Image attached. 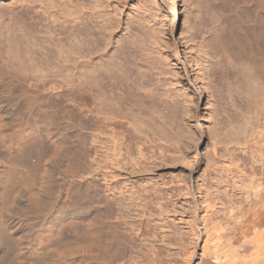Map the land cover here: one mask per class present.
Returning a JSON list of instances; mask_svg holds the SVG:
<instances>
[{"label":"rangeland","instance_id":"obj_1","mask_svg":"<svg viewBox=\"0 0 264 264\" xmlns=\"http://www.w3.org/2000/svg\"><path fill=\"white\" fill-rule=\"evenodd\" d=\"M92 1L93 3L91 4L93 5L94 0H91V2ZM176 1L177 11L173 8L174 3H171L173 0L105 1V9H109V11H105L106 15L110 17V15L112 16V13L116 11V14L114 13L115 19H118V24H121L118 25L119 30L117 29L116 34L112 37V44L115 43V45H117L119 43V47L120 45L123 47L126 43L131 44L132 41L138 38L134 42L137 41L143 45L139 47L137 42L134 43V53L135 55L138 54L136 56L138 58H136L137 60L145 59L148 65H146L145 62L143 63V60L141 61L142 63L136 61V59L133 62L143 69H147L151 74L153 73L152 75L150 74L151 79H153L152 83L154 82L156 86L162 85L160 87L164 88L161 89L159 87L160 91H164L158 93V96L156 95L155 97H158V101L156 102L161 104L160 107L162 109V115L164 116L162 119L157 118V122L164 126V130L167 129L165 130L167 133L169 132L168 138L166 139H163V136L160 137L161 134L157 132L156 128L152 129L154 132L156 130L157 134L155 133V135L152 130H146V134H142L143 139L145 137L156 138L154 150L157 151V154L158 151L160 155L163 154L162 158L164 157L163 160L165 159L166 161L154 172L149 173L146 171V173L141 171V173H139V171L135 170L133 174L130 173V171L128 172V169H118L117 164H113L111 168H108L111 176L108 174L109 177H107L110 179L106 184V175L104 176L103 174L102 149L99 145L106 134L102 133L101 130L99 131L98 128L94 130L87 129L86 109L88 108V103L86 104V99L84 97L86 90H84V92L81 90L86 89V82L84 81L86 80L87 73L90 72L88 76L93 73H91V71L84 72L82 68H79L80 74L78 72L79 70L68 67L67 64L64 63L66 61L60 58L62 57L64 59L63 56L65 54H61L63 56L59 55L60 57L57 56L59 54L58 47L60 43L63 44L66 40V43L64 42L65 46L67 45V47L71 48H73V46L71 44L68 45L71 41L68 42L70 38L67 35L66 29L60 26L62 25L61 22V24L57 22L53 23V21L51 22V17L46 16L47 14L43 15L41 12H35V10L43 9L42 3L39 0H0V75L2 77L5 76V79H3L4 77L2 78V83L5 86L8 84L6 88L9 94L7 95L8 97L5 96L1 98L4 107L3 110L0 111V167L4 168L9 165L14 168V170L16 169L15 171L18 174L16 175L20 176V179H22V177L25 178L21 181L23 185L20 187H18V185L15 187L16 189L13 190L14 194L16 193L17 196L15 198L16 200L12 198L9 200L10 208L8 209V213L13 214L15 211L23 209L24 206L28 204L27 200L30 196L33 198V202L36 200L37 203L41 201L39 204L43 206L41 210L38 211L41 214L30 209L35 213L32 212L33 215L31 216L32 218L34 217L32 221L35 222L37 228L42 230L45 224L46 226L49 224L54 226L52 228V233L49 232L51 233L49 235L52 237L56 235L55 239H57V242L54 238H51L52 240L54 239L53 243H55V246H53V243H51V247L48 245L49 248L45 249L46 252L44 251V256L39 255L38 258L40 260L38 258L36 259V261L39 260L38 263L66 264L69 253L71 254V252L75 251L74 245L77 247L80 245V242H84L81 237L85 238L84 235L88 233H85V226L87 227L88 223L90 224V220H94L95 225L97 222L98 225L102 223V225L100 224L99 227L98 225L96 227L105 229H103L101 233H104L103 239L108 240L106 242H110L111 239H113L112 235L114 231H116L115 233L124 235V237L122 235V239H124V242H122L123 246H120L122 249H119V246L117 247L113 244L118 250L115 248V251H117L115 253L114 247L112 246L113 254H111L112 251H110V255L104 254L105 256H109V258L103 257V255L99 253L100 256L97 255L95 258V260L98 261H86V263L84 261L85 259H80L83 262L78 259L76 264H84V262L85 264H91V262H93L92 264H191L186 263L182 257V248L195 243V241H191L189 227L186 223L189 216L185 213L189 212L191 196L185 195L181 197V195L176 194L179 192L177 191V184L180 181L187 182V179L190 178L189 183L192 184L193 189L196 188L194 189V195L192 194V197H195L194 199H196V202H200L203 206L204 199L207 200L208 197L206 188L211 184L207 179L211 177L212 173L217 172L218 175L215 178H218L221 174V171L218 170L210 173V169L213 170L214 168L210 166L214 161L209 164V159H212L210 156V143L213 142V139H216L214 132H219L222 135L225 134L231 140L229 146L232 156L227 157H233L234 161H237V164L242 168V173L237 172V174H235L237 178L241 180V187H245L242 183H247L248 177L251 175H254L257 180L259 179L262 182V187H264V134H260L257 126L262 112L261 108L264 105V78L258 79L255 74V67L259 64V61L260 63L262 61L264 64V38L261 36V34L264 36V24H261V22L259 23L255 13L257 8L259 11L264 8H259L260 6L257 3H250L251 0ZM91 4L87 0V6H91ZM256 4L259 7L255 6ZM111 6H115V8ZM111 9L113 11L116 10L113 12ZM258 9L257 12H259ZM86 11H89V14L86 15V12L83 20H87V25H82V21L79 20L76 22V25L81 22L82 24L80 23L78 28H83L82 26H85L84 29H87L89 25L88 29L91 31L93 28L91 23L94 22L92 20H94L93 18H95V16L91 15V8L89 10L86 9ZM107 12L112 13L107 14ZM87 16L90 18L91 22L88 21L89 18ZM91 16L93 18H91ZM72 23L71 26L74 25L73 27L76 28L77 26L75 23L73 25ZM55 24L57 28L59 27L58 29ZM93 24H95V22ZM69 26L67 29H72V27ZM49 28V32L52 31V34L48 32ZM60 29H62V32H60ZM63 29H65V31H63ZM225 33H229V40L224 43L223 36ZM43 34L46 39L43 38ZM91 35L92 34L89 36ZM48 37L50 39L53 38V40H50ZM117 38H120V40H116ZM47 39L51 42L49 41L46 43V41H43ZM58 39L62 42H59ZM42 43H46L47 45ZM94 43L92 42V44ZM92 44H90L91 46L89 45L91 48L88 46L84 47V54L90 51L87 48L92 49ZM175 44L178 45V56L175 55L172 50ZM115 45H111L105 51V55L108 53L115 55L120 49L122 50L121 47L117 49ZM111 48L113 51L117 49V52H113L110 50ZM144 49H146V51ZM141 51L145 52V55L143 54L142 56ZM146 52L148 56L151 55V59L150 56L149 59L146 58ZM78 54H76L74 58L78 56L77 58L81 62L82 58L84 59L82 56L83 54L82 52ZM112 55H109V57L108 55L104 56L103 62L106 61L107 64L110 63L113 60ZM159 55L163 57L161 58L164 59V61L160 59ZM92 56L91 60L93 62H91L94 63L93 65L97 66L99 70L100 60L98 56L94 54H92ZM77 58L76 60H78ZM152 58H156L157 60ZM152 60L159 61L160 63L155 62L151 65L149 62H152ZM94 61H97L99 64ZM58 62L64 64L60 65ZM55 64L60 66H56ZM159 66L165 69H160L161 67ZM67 67L70 69L69 71H73L69 72ZM150 70H154L156 73ZM165 70L167 72H165ZM102 72H104V70H102ZM159 72H161V74H159ZM163 72L164 74H162ZM214 73L216 74L215 76ZM71 74H74V77L71 76ZM154 74L158 77L156 78ZM218 74L219 76L216 77ZM78 76L81 78L84 77V79L82 78L84 80L83 83L81 81L82 79L80 78V80ZM92 76H90V79ZM73 78L78 80H76V83L79 82L77 86L72 84L71 81L69 82V79ZM158 78L162 79L161 81L163 82H159ZM38 79H45L43 82L45 81L48 83H40ZM48 80H51V82L53 81V84L51 83L53 85L52 87H50L51 84ZM66 80L68 83L64 82V85L65 83L66 85L63 86L62 81ZM2 83L0 84V94L3 92L1 90L2 87H5ZM80 83L83 84V87H81ZM154 83L152 87H154ZM51 88L53 90L50 91ZM156 90L155 88L154 91ZM73 91H76V93ZM26 92L27 95L25 96ZM164 92L170 95L169 98L167 96L164 97ZM28 94H31L33 98ZM49 94H54V96L52 95V97L50 95L49 98ZM82 94L84 96H82ZM188 94L194 98V104L192 102L190 103V109L192 110L189 111L184 103L187 99L185 96H188ZM159 95H163V97L161 96L162 103L159 100L161 99ZM35 96L37 101L34 100ZM48 104L50 107L47 106ZM29 105H33L31 106L32 109ZM41 105L42 108L40 107ZM45 105L48 108L44 107V109L43 106ZM97 106L98 105L95 104L96 110L98 108ZM40 109H44L45 111L47 109L48 115L53 113L50 116L52 117L53 115L51 120L53 119L52 122L55 127L54 132L44 133L42 135L33 133L29 131V129H26V132L23 131L27 126V121L28 125L29 123L31 124L30 117H33L32 113L38 112ZM96 110L94 111L99 115L98 110ZM185 110L186 112L192 113L193 116L195 115L194 118H192V114H187ZM29 113L31 114L30 117ZM198 113L203 117L201 116L197 119ZM97 114L95 113V115ZM10 118L15 119L14 130L19 133L22 130V135H20L21 137L18 136L19 138H16V140L14 138V141L7 142L3 138L5 133L4 128ZM112 127L113 125L110 126L108 134H112L110 133L112 132ZM240 127L242 128L240 129ZM192 131L197 134L194 141H190L187 139L188 137H186ZM145 140L147 141V139ZM149 143L147 142V145ZM193 144L200 152L199 154L202 160L198 162L199 167H197L196 171L191 172L189 165L192 163V161H190L191 157L184 158L183 156L185 153H188L190 147L192 148V146H194ZM27 146L32 147L30 155L21 158L22 152L26 150ZM124 147H126V144ZM132 148L134 150H132ZM132 148L131 154L129 156L127 155L128 157L126 158L128 162L131 157H138L140 155L137 146H132ZM161 148L162 150L164 148V151H166L165 156ZM125 151L126 149L123 148L122 152ZM120 156L124 157V159L126 157L124 155ZM126 160H124V162ZM66 163L68 164L66 165ZM114 165L117 168H115ZM217 165L219 166L218 162L215 164L213 163V166ZM209 167L211 168L209 169ZM114 173L115 176L113 175ZM28 174L30 178L32 177L31 179H29ZM152 177L154 179H152ZM23 180H26L25 183ZM148 180L151 181V183ZM147 183H149V185ZM215 185L216 184H214V186ZM238 186H240V181H238L237 185H233L231 189L229 187L226 188L227 186H224V184L220 185V191H216L220 196L218 201V207L220 209L217 212L211 213L210 216H214H209V220L211 218L213 221L221 220V223H223L227 229L230 227V229H232L235 224H232L233 227L229 224L231 220H233V218H231V213H228L230 209V207L228 209L229 204L230 206L236 204L238 208L241 209L246 207L248 216L245 215L243 217L246 221L250 222H246L249 223L250 226H252L251 220L254 219L253 217L255 215L261 214L262 217L264 216V205L261 206L264 204L262 203V201L264 202V190L262 191L263 197H261V201L259 203L256 201V204L253 203V207L257 205L256 208L254 207L255 211L254 208L251 207V212H249L247 208L249 203L246 199L248 198L247 193L244 190L241 191ZM145 187H148V189ZM198 188L203 190L202 193H199ZM226 191H228L229 195H226ZM105 198H108L110 207L112 208H109L111 210H109V214L107 215H104V212H102V206L105 204L103 199ZM257 199L260 200L259 198ZM111 200L114 203L111 202ZM11 203H13L12 206ZM46 203H48L47 207ZM49 204L52 205L53 209ZM57 205L59 208H62L59 212L62 213V215L60 214V219L57 218V222L54 223L52 212L59 210ZM71 205L77 206L82 215L69 214L68 211ZM55 208L57 209L54 211ZM93 209L96 210V212ZM243 210L245 211V208ZM256 211H259V213ZM99 212L101 213L99 214ZM119 212L122 214L119 215ZM93 213L95 215H93ZM96 213L99 215L97 216ZM118 215L119 217L121 216V222L118 220L119 218H117ZM104 216L107 218L105 219ZM212 219L210 222H212ZM209 220L207 219V222ZM106 222L107 224H105ZM46 226L44 230H46ZM109 226L110 229L108 228ZM256 227L262 230L264 225L263 227L262 225ZM200 228L203 232L205 231L203 226H200ZM253 229H250V232L248 231L247 238L254 237ZM11 230L13 232L15 228L12 227ZM110 231H113L112 234ZM18 233L20 235L17 234V236H20L21 241L23 240L21 246L26 248V233L21 230H19ZM109 234L112 236L111 239L109 238ZM34 236L35 240H37L38 238H36V235ZM228 237L226 238L225 236L222 238V240H224L222 244L226 243L228 245L227 242H232L234 245L238 244L237 242L234 243L233 238L230 239V237ZM59 238H61L62 241H60ZM58 241L61 242H59L61 245ZM70 242H74L73 250L72 245H68L71 244ZM57 243L59 244L58 247H61L60 251L57 247ZM63 243H66V245ZM62 244L64 246H62ZM199 244V242L196 244L197 254L201 252ZM261 245L260 247L264 250V244L262 243ZM55 248L56 252L58 251L57 253L62 251L60 254L64 255V257L65 255L67 256L65 258L62 257V260H65L64 262L60 260L61 258L57 259L58 261L60 260L58 262L55 261L56 259L54 257H51V255L55 253ZM62 248L69 251L65 253L66 250L64 251ZM259 248L258 251L260 252L262 248ZM249 249L247 250L250 253L251 249ZM5 250L6 248H4L3 251L5 252ZM240 251L244 252L245 249H240ZM248 251H245L246 255ZM7 252L9 253V251L5 252L6 255L8 254ZM260 254L259 258V254L253 256L254 258L252 257V259L250 256V264H264V251L261 250ZM40 256L43 257L40 258ZM255 257H257L258 260ZM253 259H255V261ZM249 260L246 259L248 262ZM75 262L73 264H75Z\"/></svg>","mask_w":264,"mask_h":264},{"label":"bare ground","instance_id":"obj_2","mask_svg":"<svg viewBox=\"0 0 264 264\" xmlns=\"http://www.w3.org/2000/svg\"><path fill=\"white\" fill-rule=\"evenodd\" d=\"M39 1L42 3V8L43 9L42 10H39V9L35 10V12H41L43 15L47 14L46 16L47 17H51V19H52L51 22L53 21V23L54 22H57V23L61 22L62 25H64V26L60 25L61 23L59 25L66 29V31L68 33L67 35L70 38V40L68 41V39H67V41L68 42L71 41V43H68V42L67 43H68V45L71 44L73 46V48L67 47V45L65 46L64 42L66 43V40L65 41L63 40L64 41L63 44L60 43V45L58 47V53L59 54L57 56L60 57L59 55L65 54L64 56L61 55V56L64 57V59L62 57H60V58L62 60H64V61H66V62H64V61L63 62L66 63L67 66L72 68V69L79 70V68L80 69L82 68V71H84V72L91 71V73H93L92 74L93 76L92 75L88 76V73H90V72H88L87 76L85 78L86 79L85 81L83 80L84 77H82L83 78L82 79L81 77L78 76L79 79L80 78L82 79V80L80 79L82 81V83H83V81L86 82V84H85L86 85V89H81V90H83V92H84V90H86L85 91V96L83 95L84 93L82 94V96L85 97L86 104L88 103V106H87L88 108L86 109L87 110L86 111L87 112L86 113L87 114V117H86L87 118V121H86L87 122L86 123L87 129L88 130H94V129L98 128L99 131L101 130L102 133H105L107 135L109 133L108 131H110L109 130L110 126L113 125V127L111 128L112 132H110L112 134H108L107 137H106V135H104L105 138L102 139L100 141V144H99L100 148L102 149V162H103V170H104L103 174H104V176L106 175V180H105L106 184L108 183V181L110 179V178L108 179V177H109L108 174L110 175V173H109L110 171H109L108 168H111V165H113V164H117L118 169H121V168H122V170L123 169H128V172L130 171V173H133V174L135 173V170L139 171V173H141V171L142 172H146L147 171L149 173L154 172L159 166H161L164 163L165 159L163 160L164 157L162 158L163 154L160 155L159 151H158V154H157V151L154 150V147H155L154 143L156 142V138H153V137L147 138V137H145L143 139L142 134H144L146 132V130L148 131V130H152V129L156 128L157 132H160V134H161L160 137L163 136L162 137L163 139L168 138V133L169 132L167 133L165 131L167 129L164 130L163 129L164 126L160 125L157 122V120H158L157 118H161L162 119L164 116L162 115V109L160 107L161 104L156 102V101H158V99H157L158 97L157 98H155V97H156V95L158 96V93H162V91H164V90L160 91L159 87L162 86V85H160V86L157 85L156 86L154 82H153L154 83V87H152V85H153L152 80L153 79H151V75L153 73L151 74V72H149L147 69H143L141 66H138V65L135 64V62H133V61H135V59L137 58L136 56L138 55V54L135 55V53H134L135 49H134L133 44L137 42V41L136 42H134V41L136 39H138V38H136V39L134 38L135 40L133 39L134 41H132L131 44H127L126 43L127 45L121 39L122 42L125 44V46L123 45V47H122L120 45L122 50L120 49L121 51L119 50L118 53H116L115 55H112V54L108 53L107 54L108 57H109V55H112L113 60L110 63L107 64L106 61L103 62L104 56H107V55H105V51L111 45L112 46H113V44L115 45V43L112 44V37L116 34L117 29L119 30L118 25L120 24V23L118 24V21H117L118 19H115V14H116L115 10L116 9L114 10L115 12L111 9L115 14L112 13V12H107V14L112 13V16L110 15V17H109V15L108 16L106 15L105 11H109V9L108 10L105 9V1H108V0H94V4L93 5L91 4V3H93V1L91 2V0H88L90 2L91 6H89V5L87 6V0H47V2H46V0H39ZM171 3H174V7L173 8H175V11H177L176 10L177 1L173 0V2H171ZM250 3H253V4L257 3L260 7L257 4L255 6H258L261 9L264 8V0H251ZM43 4L44 5L46 4V5L44 6ZM113 7L115 8V6H113ZM90 8L92 10V14L91 15L95 16V18H93L91 16V18L94 19L92 21L95 22V24H93L94 22L91 23L92 26H93L91 31L88 29L89 25H88L87 29H84L85 26L87 25L86 24L87 20L85 19L86 22H85V20H83V18H85V16H84L85 13L87 12L86 15L89 14V11H86V9L89 10ZM257 9H256V13L254 12L255 15H256V18L259 20V23L261 22V24H264L263 23L264 22V12H263L264 9L260 10L262 12H260L259 9H258L259 12H257ZM113 14H114V16H113ZM78 20L82 21L83 24L80 22L82 25H85V24L86 25L85 26L81 25L83 28H80V27L78 28V25L80 26V23L78 25H76L77 24L76 22ZM88 21L91 22L90 18L88 19ZM72 22L75 23V25L77 26L76 28L73 27L74 23H72ZM71 23H72L73 26H71ZM67 25L68 26L70 25L72 27V29H67V27H68ZM56 28H57V25H56ZM54 29H55V27H54ZM65 29H63V31H65ZM90 29H91V26H90ZM49 30H50V28L48 29V32H49ZM61 30L62 29H60V32H62ZM51 32H49V33L52 34ZM90 34H92V35L89 36ZM261 36L264 38V36L262 34H261ZM228 37H229V33H225L224 36H223L224 43L227 42V40H229ZM43 38L46 39L45 35H44ZM120 38H117L116 40H120ZM42 39H41V41H42ZM49 39L43 40V41H46V43H47L51 39L53 40V38H51L50 40ZM59 39H61V38H59ZM91 39H92V41H91ZM124 40H126V39H124ZM129 40H131V39H129ZM129 40H128V42H129ZM141 41H139V42H141ZM54 42H55V40H54ZM59 42H62V41L59 40ZM92 42L96 43V44L94 43L95 47H94V44H92ZM228 42H230V41H228ZM46 43H42V44L47 45ZM57 43H58V41H57ZM90 44H92V49L93 50L89 49V48H91ZM118 44L115 45V46H117V49L120 48ZM137 44H138L139 47L143 46L142 43H138L137 42ZM139 44H141V45H139ZM86 46L89 47L87 49L90 50V51L86 52V54H84L83 51H84V47H86ZM138 46H137V48H138ZM144 47H145V45H144ZM112 48H114V47H112ZM112 48L110 50L113 51ZM116 50H114V51L117 52ZM144 50L146 51V49H144ZM172 50L174 51L175 55H177V56L179 55V50H178V45L177 44L174 45ZM46 52H48V51H46ZM51 52H53V51H51ZM55 52H56V48H55ZM81 52L83 54L82 56L84 57V59L82 58V61L80 62V60L77 58L78 56L76 57L78 60H76V58H74V56L76 54H78V53L81 54ZM141 52H142V56H143V54L145 55V52H143V51H141ZM147 52H149V51H147ZM147 52H146V54H147ZM92 54H94L95 56H98V58L100 60V62H99L100 64L97 63L98 59H97V61H94L95 63L99 64V66H100L99 70H98V67L94 66L93 65L94 63H92L93 62L91 60L92 57H93ZM54 56H55V54H54ZM147 56H148V54L146 55V58L149 59V56H150V59H151V55H149L148 57ZM161 57L162 56H160V59L163 58V57L162 58ZM142 58H144V57H142ZM156 58H152V59H156ZM46 59H48V58H46ZM137 59H136V61H138V62H141L143 60V59L141 60L140 58H139L140 60H137ZM56 60H57V57H56ZM156 60L155 61L152 60V62L150 61L149 63L151 65H152V63H155V62L160 63L159 61H156ZM162 60L164 61V59H162ZM162 60H160V61H162ZM108 61H110V60H108ZM60 62H58V64H60V65L64 64V63L61 64ZM142 62L143 63L145 62V64H146L145 59ZM60 65H56V66H60ZM141 65H143V64H141ZM146 65H148V64H146ZM161 66H159V67H161ZM156 68H157V66H156ZM163 68L164 67H161L160 69H163ZM154 69H155V66H154ZM69 70L70 69L68 68V71ZM102 70H104V72H102ZM166 70H165V72H167ZM71 71H73V70H71ZM71 71H69V72H71ZM150 71H154V70H150ZM155 71H156V69H155ZM157 71H158V69H157ZM78 72L80 73V70ZM255 72H256L255 74L258 77V79L259 78L260 79L264 78V64L262 63V61H261V63L259 61V64L255 67ZM215 73H214V76L217 74V73L216 74ZM159 74H161V72H159ZM162 74H164V72ZM73 75L74 74H71V76H73ZM154 75H153V77H154ZM82 76H84V75H82ZM90 76H92L91 79H90ZM161 76H163V75H161ZM218 76H219V74L216 77H218ZM3 77L0 75L1 83H2V78L5 79V76H3ZM75 77H76V75H75ZM155 77L157 78L158 76L155 75ZM160 78H158L159 82L162 80ZM38 80H39L40 83H44L45 82V81L43 82V80H45V79H38ZM67 80L66 81H62L63 82V86L66 85V83L64 85V82H67ZM76 80H77L76 78L69 79V82L71 81L72 84L77 86V84L79 82L76 83ZM4 81H6V80H4ZM48 81H50V84L51 83L53 84V81L52 82H51V80H48ZM154 81H155V79H154ZM6 82H5V84H6ZM161 82H163V81H161ZM45 83H48V82H45ZM171 83H173V82H171ZM52 84H51L50 87L53 86ZM175 84H176V82H175ZM7 85L5 86L3 84V86H5L4 88L1 86L2 87L1 90L3 92L0 94V111H2L3 107H4L2 105L3 101H1V98L9 95L8 91H7L8 89L6 88V87H8ZM82 85L83 84H81V87H83ZM167 85H168V83H167ZM71 86H73V85H71ZM71 86H69V87H71ZM74 88H75V86H74ZM155 88L157 89L156 91H154ZM71 89H73V88L71 87ZM78 89H80V88H78ZM161 89H164V88H161ZM51 90H53V89L51 88L50 91ZM81 90H79V91H81ZM158 90H159V92H158ZM76 91H73V92L76 93ZM77 93H79V92H77ZM177 93H178V91H177ZM163 94L165 95L164 97L167 96L169 98V96H170L167 92H164ZM189 94H188V96H185V98L187 97V99H186V101H184L185 106L188 107L187 108L188 111L192 110V109H190L191 108L190 103L191 102L193 103V99H194L193 96H190ZM26 95H27V92H26L25 96ZM28 95L31 96V94H28ZM50 95L51 94H49V98H50ZM52 95L54 96V94H52ZM30 96H29V98H30ZM161 96L163 97V95H161ZM161 96H160V98H161ZM155 99H157V100H155ZM34 100L37 101L36 100V96H35ZM34 100H33V102H34ZM159 100H160L161 103L163 102V101H161L162 98L159 99ZM29 104H31V103H29ZM37 104H38V102H37ZM95 104L98 105L97 106L98 107L97 110L99 112V115L97 114V112L94 111V110H96ZM33 105H31V106H33ZM165 105H167V104H165ZM31 106H30V108H31ZM47 106H49V104ZM47 106L45 105V106H43V108L44 107L48 108ZM40 107L42 108V105ZM94 107H95V109H94ZM44 109H40L38 112H33V110H32V112L35 115L34 116L33 113H32L33 117H30L31 114L29 113L31 124L29 123V125H28V121H27V124H26L27 126L25 127V129H23V131L26 132V129H29V131H31L33 133L42 134V135L44 133H52V132H54L55 127L53 126V122H52L53 119L51 120V118H53V115H52V117L50 116L53 113H51L50 110H49V112L51 114L48 115L47 114L48 110L46 109V111H45ZM261 111H262L261 112V116L259 118L257 126L259 128L260 134H264V105L262 106ZM185 112H186V110H185ZM194 112H195V110H194ZM95 113L97 115H95ZM186 113L188 114L190 112H186ZM190 114H192V113H190ZM95 116L96 117L98 116L97 119H96ZM175 116H177V115H175ZM175 116H173V117H175ZM194 116L192 114V118H194ZM201 116L202 115L199 114L198 117L197 116L196 117L198 119ZM169 117H171V116H169ZM169 121H170V119H169ZM14 122H15V119L10 118L8 123L5 124L6 125L5 128H4L5 133H4V137L3 136L2 137L7 142L14 141V138L16 140V138L18 139L19 137H21L20 135H22L21 134L22 130L20 131V133L17 132L16 130H14V125H15ZM158 124H159V126H158ZM242 127H240V129ZM152 131L154 132V130H152ZM188 131H189V129H188ZM155 133H156V130L154 132V135H155ZM196 135L197 134L192 131L186 137H188L187 139H189L190 141H194ZM214 135H215L216 139L215 140L213 139V142L210 143V151H211L210 156H211L212 159H209V164H210V162L214 161L213 163L215 164V163L218 162L219 166L218 165L217 166H213V163H212V165H210V166H212L214 168H213V170H211L210 169L211 167H209V169H210V173L218 170V171H221L220 172L221 174L218 176V178H215L218 175L217 172L216 173H212L211 177L209 179H207L211 184L206 188V192L208 191L207 192L208 197H207V200L204 199L203 206L200 204V202L199 203H198V201L196 202V199H194L195 197L194 198L192 197L194 189H196V188H194V189L192 188V184L189 183L190 178H188V179L186 178L188 180L187 182L186 181L185 182L180 181L177 184V186H178L177 191H179V192L176 193L177 192L176 191L175 192L176 194L181 195V197L185 196V195L191 196V201H190V204H189V212H188L189 214L187 212H185V213L189 216L188 219L186 220V223H187V225L189 227V234L191 235V239H192L191 241H195V243L193 245H189L188 247L182 248V257L186 261V263H191V264H250V260H249L250 256H251V259H252L253 256H256V254H259L258 255V258H259V256L261 255L260 254L261 250L264 251L263 248L260 247V245L262 243L264 244V229H263L264 228L263 227V225H264V216L262 217L261 214L260 215L257 214V216L255 215L253 217L254 219L251 220L252 221L251 222L252 226H250L249 225L250 222L246 221L244 219V217H243L245 215L248 216V214L246 213V210H247L246 207H243V209L245 208V211H244L243 209L238 208V206L236 204L235 205L232 204L233 206H230V204H229L228 209H229V207H230V209L228 210L229 212L228 211L227 212L231 213V218H233V220H231V223H229V224L232 227L235 224V226L232 229H230L231 228L230 227V228H228L230 230H228L225 227V225L223 223H221V220L220 221L219 220L213 221V219L211 218L212 222H210L211 219L209 220V218L211 216H214V215L210 216L211 213H214L215 211L217 212L220 209L218 207L219 206L218 205V201H219L220 196L217 194L216 191L219 190L221 184L222 185L224 184V186H227L226 188L229 187L231 189L233 185L234 186L237 185L238 181H240V186H238V188L241 191L242 190L246 191V193H247V197L248 198H246V199H247V202L249 203V204L247 203L249 205L247 207L249 209V212H251L250 208L253 207V203L256 204L255 203L256 201L258 203L261 201V197H263L262 191L264 190V187H262V182L259 179L257 180L254 175H251V176L248 177V182L247 183L246 182L242 183V185L245 186L244 187L245 189L241 187V180L238 179L235 174H237V172L238 173L239 172L242 173V168H241L240 165L237 164V161H234L233 157H231L232 159L227 157V156H232V153L230 151V146H229V144L231 143L230 138H228L225 134H223V135L220 134L219 132H214ZM160 137H158V138H160ZM145 139H147V141ZM147 142L148 143L150 142V143L147 145ZM260 142H262V141H260ZM125 144H126V147H124ZM132 146H137L138 147L137 150H139L138 153L140 155L138 157L137 156H134V157L130 156L131 159L128 158L130 160L128 162L126 160V158L131 154L130 152H131ZM31 148L32 147H30V146L28 147L27 146L26 150L24 152H22L23 154H22L21 158L28 157V155H30ZM123 148L126 149L125 152H122ZM132 150H134V149L132 148ZM221 150H223L224 152L221 151ZM161 151H162V153L164 152V156H165V152L166 151H164V148H163V150L161 148ZM181 152H182V150H181ZM185 152H187V151H185ZM126 153H128V154H126ZM199 153L200 152L198 151V149L194 145V146H192V148L190 147L189 150H188V153L187 154L185 153L184 156H183L184 158L191 157L190 161H192V163L189 164L191 172L196 171L197 167H199L198 166V164H199L198 162H200L202 160L200 158L201 155ZM73 154H74V152H73ZM120 155L126 156L125 159H124V157H121ZM167 155H168V153H167ZM69 160H70V158H69ZM124 160H126V161L124 162ZM68 163H69V161H68ZM68 163H66V165ZM114 167H115V165H114ZM115 168H117V167H115ZM15 170H14V168H12L9 165L5 166L4 168L0 167V264H40V263H38V261L40 260L38 258V256L39 255H43L44 256L45 249L49 248L48 245H50V247H51L52 246L51 243H53V240L55 239L56 235H54V237L49 235V234L52 233V228L54 226L50 225V224L48 226H46V224H45V226L47 227L46 230H44L45 226L42 227V230L37 228V226L35 225V222L32 221V219L34 217L32 218L31 215H33L34 211L35 212L40 211L41 207H43V206H41L39 204L41 201L38 202V203L36 202L37 200L33 202V198H31L30 196L28 197V200H27L28 204H26L23 209H21L20 211H15V213H13V214H9L8 213V209L10 208L9 200H11V198L15 199L16 196H17L16 193L14 194L13 190L16 189L15 187L18 186V185H19L18 187L22 186L23 183L21 181H22V179H25L22 176H21L22 179H20L19 178L20 176H17L18 174L16 173ZM116 171H117V169H116ZM114 172H115V170H114ZM115 173L113 174L114 176H115ZM208 173H209V171H208ZM113 175H112V178H113ZM31 178H30V175H29V179H31ZM152 179H154V178L152 177ZM23 181L25 183L26 180H23ZM27 181H28V179H27ZM149 182L151 183V181H149ZM147 184L149 185V183H147ZM214 184H216V185L214 186ZM177 186H176V188H177ZM118 188H119V186H118ZM149 188H150V186H149ZM238 188H237V190H238ZM146 189H148V187ZM226 190H228V189H226ZM102 191H103V189H102ZM130 191H128V192H130ZM198 191H199V193H202L203 190L201 188H198ZM131 192H133V191H131ZM215 192H216V194H215ZM226 192H227L226 195H229L228 191H226ZM175 193H174V195H175ZM131 195H133V194H131ZM132 198H133V196H132ZM257 198H259L260 200H258ZM103 200L105 201L104 202L105 204L102 202L104 204L102 206L103 207V211L102 212H104V215H107V214H109L108 213L109 210H111L112 208L110 207V202H109L108 198L107 199L105 198ZM111 202H113V201L111 200ZM262 203H264V202L262 201ZM51 204H54V203H51ZM12 205H13V203H11V206ZM263 205L264 204H262L261 206H263ZM28 206H29V208H28ZM47 206H48V203H46V207ZM50 206L52 208V205H50ZM111 206H112V204H111ZM256 206L254 205L255 208H256ZM57 208L59 210H57L56 212H52L53 214L51 213L54 216V219H53L54 223L57 222V220H58L57 218L60 219V214L62 215V213H59L62 208H59L58 205H57ZM57 208H55L54 211ZM109 208H111V209H109ZM255 208H254V211H255ZM30 209L31 210L33 209L34 211H31ZM69 209L70 210L69 211L67 210V211L71 215H82V213L80 212V209L77 206L71 205ZM113 209H114V207H113ZM259 210H261V209H259ZM49 211H50V209H49ZM94 211L96 212V210H94ZM100 213L101 212H99V214ZM257 213H259V211ZM39 214H41V213H39ZM86 214H87V212H86ZM99 214H97V216ZM121 214L122 213L119 212V215H121ZM249 214H251V213H249ZM93 215H95V214L93 213ZM119 215H118L117 218H119L118 220L120 221L121 220L120 219L121 216L119 217ZM252 215H253V212H252ZM258 216H261V217H258ZM92 217H90V218H92ZM104 217H105V219L107 218L106 216H104ZM101 218H102V216H101ZM251 218H252V216H251ZM251 218H249V219H251ZM207 219L209 220L208 222H207ZM88 221H89V219H88ZM99 221H100V219H99ZM89 222H90V224L88 223L87 227L84 225L85 228H86L85 233L88 232L89 234L88 233L85 234L84 235L85 238L81 237V239L84 241V242H82L83 244L80 242V245H78L77 247L74 245V247H75V251L74 252H71V254L68 252L69 255L67 254L68 255V261H66V264H71V263L73 264L75 261H76L75 262V264H76L78 259H79V261H81L80 259H83V260L85 259L84 260L85 262L86 261L87 262L88 261H93L94 262V260L97 257V255L100 256L99 253H101V255H103V257H104L105 255H110V251H112L111 254H113V250H112L113 247H114V252L116 253L117 251H115V248H116L115 246H117V247L119 246V249L120 248L122 249V247H120V246H123L122 245V242H124V239H122L124 237L123 234H122L123 235V237H122V235L120 233H115L116 231H114L115 235L113 233V235H112L113 239H111L112 236L109 234L110 235L109 238L111 239V241L110 242H106L108 240L107 239L106 240L103 239V234L104 233L103 234L101 233L104 228H102V227H101V229L98 228L100 226V224L102 225V223H100L98 225L97 224L98 222H97L96 225H95L94 224L95 223L94 220H90ZM246 222H249V223H246ZM85 224H87V223H85ZM105 224H107V222ZM11 225H12V227L15 228V230L13 232H12L13 229L11 230V228H12ZM97 225H98V227H96ZM261 225L263 227L262 230H259L261 228L257 229L256 226H261ZM41 226H43V225H41ZM200 226H203V228L205 229L204 232L200 228ZM248 226L251 227V228H249ZM108 228L110 229V226ZM250 229L254 230V234H253L254 237L247 238V234H248V231ZM19 230H21L24 233H26L25 234V238H26V241H25L26 245L25 246H26V248H23L21 246L23 240L21 241L20 236L19 237L17 236V234H19L18 233ZM114 230H117V229H114ZM49 232H51V233H49ZM112 232L110 231L111 234H112ZM251 232L253 233L252 230H251ZM53 234H56V233H53ZM58 234H57V236H58ZM34 235H36V238H38L37 240H35V238H34L35 236ZM225 236H226V238L228 236L230 237V239L233 238L234 243L237 242L238 244L234 245L232 242H227L228 239L226 241L228 243V245L226 243L222 244V241H224V240H222V238H224ZM51 238H54V239L52 240ZM56 240L57 239H55V241ZM59 240L62 241L61 238H59ZM60 241H58V243ZM198 242L200 243L199 246H200V250H201V252L198 253L199 255L196 253L197 252L196 251V244ZM70 243L71 244H68V245H72V247H73L74 242L73 243L70 242ZM54 244L55 243H53V246H55ZM59 244L57 245V247L59 246ZM63 244L66 245V243H63ZM63 244H62V246H64ZM65 247H69V246H65ZM74 247L72 248V250L74 249ZM259 247L262 248L260 250V252L258 251ZM4 248H6L5 252L9 251V253L7 252L8 253L7 255L3 251ZM64 248H62V249L64 250ZM249 248L252 251V252L250 251V253L247 250ZM116 249L118 250V248H116ZM240 249H243V250L245 249V251H248L247 255H246L245 251H244L245 253L241 252L242 250L240 251ZM60 250H61V247L59 248V251ZM65 250H64L65 253H67V251H69L67 249H65ZM255 250L257 252H259V253H257ZM54 252L55 253L52 254L51 257H54L56 259L55 261H58L57 259H59V258H61L60 260H62V257L63 258L67 257L66 255L64 257V255L60 254L62 251L57 253L58 251L56 252V248H55ZM228 252H230V253H228ZM43 256H40V258L43 257ZM105 257L109 258V256H105ZM37 258L39 259L38 261H36ZM255 258L257 259V257H255ZM246 259H248L249 262L246 261ZM253 260L255 261V259H253ZM62 261L64 262L65 260H62ZM95 261H98V260H95ZM81 262H83V261H81ZM85 262H84V264H85ZM93 262H91V264Z\"/></svg>","mask_w":264,"mask_h":264}]
</instances>
